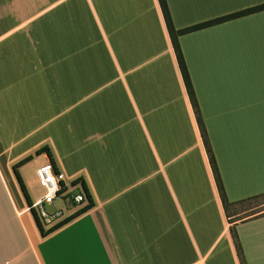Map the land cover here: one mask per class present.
<instances>
[{
    "label": "crops",
    "instance_id": "0c3cea01",
    "mask_svg": "<svg viewBox=\"0 0 264 264\" xmlns=\"http://www.w3.org/2000/svg\"><path fill=\"white\" fill-rule=\"evenodd\" d=\"M166 1L177 30L264 5ZM179 43L228 201L264 195V10ZM44 147L93 200L46 237L12 170ZM0 194V264H241L232 226L264 264V215L228 222L159 0H0Z\"/></svg>",
    "mask_w": 264,
    "mask_h": 264
},
{
    "label": "trees",
    "instance_id": "16d2710c",
    "mask_svg": "<svg viewBox=\"0 0 264 264\" xmlns=\"http://www.w3.org/2000/svg\"><path fill=\"white\" fill-rule=\"evenodd\" d=\"M159 3H160L161 9H162V12H163V15H164V19H165V22H166V25H167V29H168V32H169V35H170V38H171V41H172V44H173V47H174V51H175V54H176V57H177V60H178V65H179V68H180V71H181V74H182V77H183V80H184V84L186 86V90L188 92V95L190 97L193 109L195 111L197 122H198V125H199V128H200L201 135H202V138H203V141H204V145L206 147V151H207V154H208V157H209V161H210L213 173H214L215 181H216V184H217V187H218V191H219V194H220V198H221V201H222V204H223L224 211L226 213L227 218L229 219V223L233 224L237 220L233 221L232 217L238 216L239 213L230 214L229 211H230L231 207H237L238 205L241 206V205L249 203V202H251V201H253L255 199H259L260 197H262L264 195L255 196L253 198H250L248 200H244V201L238 202V203H230L228 201V199L226 197V194H225V191H224V187H223V184H222L220 173L218 171L216 160H215L212 148L210 146V142H209V139H208V135H207L205 126H204V122H203V119H202V116H201V113H200V109H199L198 102H197V99H196L194 87L192 85V82H191V79H190V75H189V72H188V68H187V65H186L182 50H181V46H180V43H179V37L184 35V34L196 31V30H200V29H204V28H207V27H211V26H214V25H217V24H220V23H224V22H227V21L239 18V17H243V16H246V15H249V14H253V13L262 11V10H264V5L257 6V7H254V8H251V9H247V10H243L241 12L230 14V15H227V16H224V17H220V18H217V19H214V20H211V21H208V22L196 25V26H192V27H188V28H185V29L177 30L174 27V24H173V21H172V18H171V14H170V11H169V8H168L167 1L166 0H159ZM45 152L51 157L50 150L48 148H45V147L39 149L36 152V155L39 156V155H41V154H43ZM32 159H33V156H28V157L22 159L21 161H19L18 163L14 164L13 167H12V170H13V173L15 175V178H16V180L18 182L20 190H21V192H22V194H23L28 206H30L32 204V199L30 197V194H29L28 189H27V187H26V185L24 183L23 177H22L19 169L23 165H25L28 162H30ZM52 163H53V161H52ZM79 182L82 183V186H83V188L86 191V194H87V196L89 198V203L86 206H84L81 210L76 212L74 215L68 217L66 220H64L60 224L46 229L43 226V224L40 222V220L38 219L36 214L32 213V216L34 218L36 226H37V228H38V230H39V232H40L42 237L48 236L49 234H51L52 232H54L55 230H57L58 228H60L64 224H66L72 218L80 215L81 213H84L85 211H87L88 209H90L93 206L92 197L89 194V191H88L84 181L81 180V179H78V180H76L75 183H79ZM253 215L255 216V215H257V213H255ZM258 215H264V213L258 214ZM239 220H243V219H239ZM230 234H231L232 239L234 241V244H235V247H236V251H237L240 263L241 264H246V260H245V257H244L243 251H242V247H241L240 242L238 240V235H237L236 230H235V228L233 226L230 227Z\"/></svg>",
    "mask_w": 264,
    "mask_h": 264
},
{
    "label": "built area",
    "instance_id": "2783aa9c",
    "mask_svg": "<svg viewBox=\"0 0 264 264\" xmlns=\"http://www.w3.org/2000/svg\"><path fill=\"white\" fill-rule=\"evenodd\" d=\"M35 175L43 194L39 199L32 201L28 210L31 214H36L46 229L60 224L89 203L82 183H75L78 179L68 180L51 161L39 166ZM69 187L73 190L70 191ZM59 198L64 199L68 205L66 210L56 206Z\"/></svg>",
    "mask_w": 264,
    "mask_h": 264
},
{
    "label": "rangeland",
    "instance_id": "374dc122",
    "mask_svg": "<svg viewBox=\"0 0 264 264\" xmlns=\"http://www.w3.org/2000/svg\"><path fill=\"white\" fill-rule=\"evenodd\" d=\"M39 134H40L39 131H37L36 135H39ZM23 136H24L23 131H19L18 134L15 136L14 140L18 141ZM33 159H34L33 162H28L27 164L23 165V170L21 169V172H22L24 183L28 189V192L31 194L33 200H37L43 194V190L39 187L37 183L35 171L40 165L44 163V158L35 155ZM69 190L71 191L73 190V188L69 187ZM0 199L3 201L1 194H0ZM56 206L63 208L64 210L68 208V205L66 204L65 200L61 198H59L56 201ZM229 212L230 214L239 213L238 216H236L235 218H232L233 221L254 217L253 214L255 213H257V215L262 214L264 213V196L260 197L259 199H255L249 203L243 204L241 206L231 207ZM14 228L16 231L17 224L14 225Z\"/></svg>",
    "mask_w": 264,
    "mask_h": 264
}]
</instances>
